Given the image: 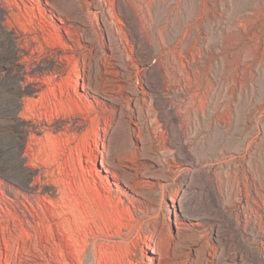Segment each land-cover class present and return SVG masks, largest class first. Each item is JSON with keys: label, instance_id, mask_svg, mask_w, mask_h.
<instances>
[{"label": "rangeland", "instance_id": "obj_1", "mask_svg": "<svg viewBox=\"0 0 264 264\" xmlns=\"http://www.w3.org/2000/svg\"><path fill=\"white\" fill-rule=\"evenodd\" d=\"M112 1L0 0V190L4 189L3 184L8 181L14 187L30 184L32 173L27 174V166L37 167L41 172L50 171L47 173L52 180L60 170L64 172V175L59 172L60 177L63 175L65 180L61 177V181L68 182L76 191L83 187V192L79 191V195L82 194L80 198L86 197L84 201L87 200L94 208L92 214L97 223L106 226L109 234H112L104 240L116 246H112L113 260L115 257V260L120 259L115 261L116 264H149L151 261L154 264H219L214 256L218 251V243L212 229L217 221L208 200L201 199L198 193H189L187 196L192 197L188 208L190 219H182L173 213L172 202L183 193V172L179 160L171 151L159 101L160 98L166 99L176 107L201 98V91V94L206 93L202 99V103L208 105L206 117L215 111L220 119H226L225 127L215 129L213 120H205L208 123L201 121L195 127L191 126L185 141L195 156L211 158V170L219 179L220 202L235 213H242L244 207L247 212H256L264 231V0H212V4L210 1L205 7L201 4V9L209 10L211 23L199 16V33L196 30L195 37L198 35L196 46H199L200 57L196 54L193 56L199 63L196 64L199 74H204L203 77L201 74L199 76L201 87L193 94L196 96L186 95L180 99L171 92L149 93L150 79L142 74L141 61L135 57L136 52L123 17ZM157 1L147 0L150 8L145 5L139 13L141 16L144 14L141 21H145H140L143 23L141 29L145 30L142 31L144 37L149 34L145 40L151 49V61L164 65L167 58L177 57L180 48L169 43L182 31V24L188 20V15H193L195 8L191 4L192 0L191 3L190 0H182V8L179 6L178 9L173 8L175 5L170 0L160 2V5ZM218 2H221V6ZM130 4L134 6L132 1ZM183 8L188 10V15ZM157 28L161 31L165 28L164 32L160 31L163 41L166 40L164 43L170 40L168 44L165 43V50L161 53H156L160 35ZM177 28L179 31L175 32ZM201 38L202 43L199 41ZM181 52L179 58L184 56L186 60H180L186 67L187 62H192L193 56L188 52L189 56L185 55L186 50ZM39 80L52 82L49 84L47 81L50 87L43 85L41 89L34 90ZM181 115L185 120L186 113L182 112ZM56 116L63 118V121H59L61 126L71 121V128L66 133L71 142L68 145L67 138L63 136L66 148L62 144L59 145L60 150V147H51L50 143V157L47 158L51 162V158L58 157L57 161H52L53 165L46 160L48 165L51 164L50 167L47 165L48 169L32 156L38 149L33 137L43 136L40 132L46 126L51 137H60V132H64L61 127L47 125ZM99 121L102 124H98ZM104 123H107L106 126ZM103 128H107L106 132ZM87 143L91 144L93 152L91 154L90 151V162L84 155L89 148ZM50 147L60 154L52 152ZM30 149L35 151L31 152ZM121 150L128 153V162L122 164L125 168L118 167ZM101 161L104 168L100 165ZM59 166L61 169L56 170ZM108 169L107 174L105 170ZM118 174L123 178L121 181L116 178ZM10 196L13 198V193ZM17 201L18 206L11 208L14 215L10 222L11 233L18 236L21 222L33 235L29 240L21 237L18 242L22 263L47 264L54 255L50 243L46 241L47 234H43L46 232L45 227L43 231L36 224L39 222L38 215L29 205L36 206V203L31 198L27 203L21 196ZM253 201L261 203L260 206L257 207ZM38 202L48 206L42 196H39ZM30 217L35 218L34 223H31L33 229L28 223L32 220ZM199 217L209 220L199 225L195 221ZM126 218L129 222L131 219L132 224V231L127 235L124 234L128 226ZM16 220L20 222L17 224ZM17 226L19 230L15 229ZM248 231L249 237L255 235V230L249 225ZM117 232L119 236L114 235ZM42 244L47 247L43 248ZM0 246L3 247L2 244ZM52 260L49 264H55ZM113 260L111 264H114Z\"/></svg>", "mask_w": 264, "mask_h": 264}, {"label": "bare ground", "instance_id": "obj_2", "mask_svg": "<svg viewBox=\"0 0 264 264\" xmlns=\"http://www.w3.org/2000/svg\"><path fill=\"white\" fill-rule=\"evenodd\" d=\"M131 1H132V3L134 4L135 7L130 4ZM170 1L172 2V4L175 5L173 8L178 9L179 6L181 7L180 4H182L181 3L182 0H170ZM185 1H187V0H185ZM185 1H184V3H185ZM210 1H211V4H212V0H192V3H191V0H190V3L192 5L194 4L193 5L194 7L192 5L191 6L193 8H195V9H193L194 10L193 11V15H191V16L188 15V12H186V11H188L186 9L188 6L186 8H183L184 12H186L188 17H189L188 18L185 15L188 18V20L185 23H183L184 25L182 24V29H181L182 31H179L178 28L174 29L175 32H176V30H178L179 32L177 34L174 32V35L176 34L174 38L170 36L171 38H173L171 43H169L170 40L168 38H167V40H169V41L165 42L167 44L169 43L171 45H175L176 47H178L180 49L178 50V53L176 55L177 57L167 58V61L164 58H162V59H164L166 61V63H164V65H158L159 63L158 64H154L156 62L153 63L151 61V57H152L151 56V49H150V47H148L149 45H147V41L145 40V38L147 36L144 37L145 35L142 34L145 30L141 29V25L143 24V23L141 24V22H144L145 20L141 21V17H143L144 14L142 13L143 15L141 16L139 11L144 9L145 7L146 8L148 7L147 0H113L112 1V3H114L113 5H115L117 11L123 17L124 25H125V27L127 29V32H128V34L130 36V40H131V42L133 44L132 47L134 46V49H135V52H136L135 57L137 56L140 59V61H141L142 74H143V76L145 78L150 79V83H149V86H148L149 87V89H148L149 93L154 95V93H157L159 91L163 92V94L165 92H167V93L171 92L174 96H176L179 99H180V97L186 96V95L196 96V95H193V94H196L197 90H199V88L201 87V83L200 84L198 83V81H199L198 79L200 78L199 76H200L201 73L199 74V70L196 69V64L198 65L199 63H197L196 62L197 59L194 58V56H196V55H197V57L198 56L200 57L199 50H198L199 46H198V48L196 46V42H197L196 41V37H198V35L195 37V31L197 30V28L199 26V21L198 20L201 17H204V19H206L209 22V24L211 23L210 22L211 20L208 18V17H210V15H208L209 10H204L203 8L202 9L200 8L201 4H202V7H205L208 3H210ZM160 2L164 3L165 1L164 0H159V2H158L159 5H160ZM171 2H169V3L171 4ZM169 3H167V4H169ZM220 3H219V5L221 6ZM148 4H149V2H148ZM145 5H147V6H145ZM214 5H212V6H214ZM150 6L148 8H150ZM1 9L2 8L0 7V10ZM166 9H169V8H166ZM166 9H165V11H166ZM188 9L191 10V8H188ZM207 9H209L208 6H207ZM149 10L147 9L146 11L151 13V11H149ZM168 11H167V13H168ZM180 11H181V9H180ZM191 12H190V14H192ZM174 13H177V12H174ZM145 14H147V13H145ZM211 14H212V12H211ZM183 15H184V13H183ZM148 16H149V14H148ZM170 16H172V14H170ZM199 16H201V17L199 18ZM146 17H147V15H146ZM168 17L169 16H167V18ZM150 18H151V16H150ZM212 19H213V17H212ZM164 21L166 22V20H164ZM164 21H162V22H164ZM180 21L178 23H180ZM251 21H252V19H251ZM173 22H174V20H173ZM202 22H204V21H202ZM175 23H176V21H175ZM181 23H180V25H181ZM204 23H206V22H204ZM149 24H151V23H149ZM213 24H214V22H213ZM163 25H165V24H163ZM176 25H177V23H176ZM176 25H173V27L176 26ZM202 25L200 24V26H202ZM177 27H179V26L177 25ZM207 27H209V26H207ZM145 28L146 27L144 26V29ZM160 29H162V28H160ZM245 30H247V29H245ZM160 31L161 30H159V34L160 35L157 34L158 35V41H157V51H156V53H161L162 51H164L165 50V46H166V44L164 43V41H166V40L163 41V39L161 37L163 35V33L161 35V32L163 31V29H162L161 32ZM164 31H165V28H164ZM147 33H148V31L145 34H147ZM197 33H199V31ZM155 35L156 34L154 33L153 37H155ZM148 37H149V34H148ZM150 38H149V40H151ZM203 39H204V37H203ZM201 40H202V38L199 39L200 42H201ZM206 44L208 45V43H206ZM222 44L223 43H221V45ZM154 47H155V45H154ZM167 47H168V45H167ZM174 50H176V52H177V49H174ZM181 50L182 51L186 50L185 55H187V56H189L187 54V52L189 54H191L192 56L194 54H196V55H194L192 57V62L191 61H190L191 63L189 62L190 64L187 62V66L186 67L184 66L183 62H181V60H180L181 58H184V56L179 58L181 56L180 54L182 53ZM219 51H220V49H219ZM202 54H203V52H202ZM202 54H201V57H202ZM166 56H168V54ZM169 56H171V55H169ZM161 57H164V56H161ZM68 62H71V61H68ZM161 64H163V63H161ZM202 74H204V73H202ZM202 77H203V75H202ZM47 81H49V84H50V82H52V80H46V82L44 80H41V81L39 80V84L34 86L33 89L34 90L41 89V87L43 85L44 86L45 85L48 86V84H47L48 82ZM51 85H52V83H51ZM206 85H209V84H206ZM48 87H50V86H48ZM206 90H208V89H206ZM53 92H55V91H53ZM201 92H203V91H201ZM201 92H200V96H199L201 98L194 99L195 100L194 102L192 100V103H189V104H186V105L180 104V105L175 107L171 102H169L166 99H161L160 98V101H159L160 102V104H159L160 115H161L163 125H164V127L166 129V132H167L169 140H170L171 151L175 154L176 158L179 160V163L181 164L182 172H183L182 184H181L183 193H182L181 196H177L175 198V200L172 202L171 207H172L173 213L176 214V216L181 217L182 219H190V217L188 215V208H189V206H190V204L192 202V197L191 196H187V194H189V193L190 194L198 193L201 199L208 200V205H210L211 209L213 210V212L215 214V220L217 221L212 226V227H214L212 229H213V232H214L215 240L218 243V251L214 255L215 256V260L219 264H264V231H263V227L260 224L261 221L257 218V216L259 214L256 215V212H254V213L253 212H247V209L246 210L244 209L245 207L243 208L242 213H235L229 208V206L223 205L220 202V200H219V195H220V191H221L219 189V184H218L219 183V179L217 178L216 174L214 172H212V170H211V167L213 166V163L211 162V158L209 160L208 157L207 158H202L203 157L202 156L201 158H199V157L195 156L193 153H191V151H190L191 149H189V146L187 145V142L185 141V137L187 136V134L189 132L188 130L191 128V126L195 127L201 121L207 120L209 122V121L213 120L215 125H216L215 129L216 128H224L225 124H226V123L224 124L226 119L225 118L224 119H220V115L218 116V113H215V111H213V113H209L208 117H206L205 112H206V110H208V105H206L207 103L206 104L202 103L203 96L206 93L204 92V93L201 94ZM61 93H62V91H61ZM26 106L27 105H25V107ZM212 108H213V106H212ZM26 109H28V107H26ZM29 110H28V112H29ZM182 112L186 113V115H185L186 119L185 120L182 118V115H181ZM55 113H56V111H55ZM223 114H225V113H223ZM66 115H68V114H66ZM57 116L55 118L53 117L54 120L51 121V122L49 121V123H47V125L48 126L54 125V126L61 127L64 130V132H60L59 136L60 135L61 136L60 137L55 136L57 138H55V137L53 138V137H51L52 136L51 132L50 133L48 132L49 128L47 126L44 127V128L42 127L43 129L41 130L42 132H40V133H43V136L38 137V138L37 137H35V138L33 137V139L35 140V145H36V147H38V149L36 151L33 150V149H30V151L31 150L35 151V152H33V155H32V156H34V160L40 162L41 164L46 166V168H48L47 165L49 163H51L54 159H56V157H58V156H56V157H54V159L51 158V160H52L51 162L49 160L50 158L49 159L47 158V157H50V156H48V152H49L48 147H49L50 143H51L50 146L51 147L53 146V148L55 149L56 146L59 148L60 147L59 145L63 144L65 146L66 143H68V145H69V143L71 142V140H69L70 138L68 139L66 137V136H68L66 134L68 129L71 128L70 127L71 126V121H69V123H63L62 126H61V124H60L61 122H59V121L60 120L63 121V118L59 119L58 118L59 116L58 117ZM94 117H95V115H94ZM223 117H221V118H223ZM83 119L85 121V118H83ZM49 120H51V119H49ZM208 122H206V123H208ZM75 123H77V122H75ZM86 123H87V121H86ZM99 123H101V122L99 121L98 124ZM106 124H105V126H106ZM98 128H99V126H98ZM40 129H41V127H40ZM106 130H107V128L106 129L103 128V131L106 132ZM200 130H202V129H200ZM63 136L67 138L66 139V143L64 142L65 140L63 139L64 138ZM75 137H76V135H75ZM60 142H61V144H59ZM239 142H240V140H239ZM87 145H88L89 148L85 152L84 155H86L88 157V161H89L90 156H91L90 155V151L92 152V147H91L90 143H87ZM208 146H209V144H208ZM53 148H51V150H53ZM63 148H66V146L63 147ZM68 148H70V147H68ZM222 148H224V147H222ZM60 149H61V147L59 148V150ZM54 151L55 150H53L52 152H54ZM54 153H57V152L55 151ZM57 154H60V153H57ZM91 154H93V152ZM30 155H31V153H30ZM61 155H62V152H61ZM118 156H119V158L117 160L118 167L125 168V166L122 165V164L124 162H128V160H127L128 159V153L125 152V150L124 151L121 150V152H120V154H118ZM31 158L33 159V157H31ZM47 159L49 160V163L46 162ZM34 160H32V161H34ZM32 161H31V163H32ZM56 161H57V159H56ZM36 163H33V164L36 165ZM40 163H37V164H40ZM33 164H31V165H33ZM53 164L54 163L52 162V165ZM50 165H48V166L50 167ZM100 165L103 168L105 167L103 161L100 162ZM64 166H66V165H64ZM27 167L29 168V172L27 174H31L32 173V182L30 184H24V185H21V186L17 185V187L16 186L14 187L13 185L9 184V181H8V183H4L3 184L4 185V189L2 188L3 190L2 189L0 190V194L2 195V196H0V245L1 244L3 245V247L0 246V264H26V263H22L21 255L18 252V250H19L18 249V244H19L18 242H19L21 237H24V238L26 237L27 240H29L31 238V236L33 238V235H30V233L28 231L29 228L26 230L22 226L20 221H19L20 223L17 222L18 219L16 220V222H17V224L19 223L18 226H20L19 227L20 236H19V234H18V236H14L15 234L13 235L11 233V229H10L11 219L12 218L14 219V215L11 212V208H15L14 205L16 207L18 206L19 202L17 201V199H18L19 196L24 198L25 202H27V203H28V200H30V198L35 201L36 206L32 205L30 203H29V205H30L31 209L34 212H36L37 215H38L39 222H37V220H36V222H37L36 224L41 226L42 227L41 229H43V227H45L46 232H44L43 234H47V236H46L47 240L44 238V241L46 240L47 242H49L50 246L52 248L51 252L53 253L52 255H54L53 256V260L51 259L52 262H54L55 264H109V262L112 261L113 257H114V252L112 251V246L114 247L115 245H113L112 242H111L112 243L111 244L108 241H105L104 239H108V235L111 236L112 234L111 233H110L111 235L109 234L108 228L106 226H104V225H102L100 223H97L94 214H92L94 212V208H91L92 205L90 206L89 202L87 200L84 201V199L86 197L84 199L80 198V196L82 194L81 195H79V194H80V192H83V191H81L83 189V187L82 188L78 187L79 189L81 188V190H79L77 188L80 192L76 191L75 187H73V189H72L67 181L66 182H67L68 185L65 182H63V181H65L63 179V177H62L64 175L63 174L64 172L61 173L60 170L57 171L58 172V174H57L58 176L54 177L53 180H52L51 179L52 177H50V174H49V173H51L50 171L47 170L49 173H47V171L46 172L44 171L45 172L44 173V172H41L40 169L37 168V167L36 168H33V167L31 168L30 166H27ZM22 168L24 170H26V167L22 166ZM68 168H70V167L68 166ZM57 169H61L60 166L58 168H56V170ZM36 170L38 172L35 175L34 172H36ZM68 170H70V169H68ZM53 172H54V170H53ZM59 172L61 174H63L61 176L63 181H61L62 179L60 180L61 177H60V173ZM105 172L108 174L109 173V169L105 170ZM67 173H65V174H67ZM53 174L54 173H52L51 176ZM116 178H117L118 181H121L123 179L122 176L119 175V174L116 175ZM227 178H228V183H229V177H227ZM6 180H7V178H6ZM217 181H218V183H217ZM244 186H245V183H244ZM11 193H13V196H14L13 198L10 196ZM256 193H258V192H256ZM39 196L43 197L45 202H47L48 206H45L44 204H41V203L38 202ZM83 196H86V195L83 194ZM87 196L89 197V195H87ZM97 202H99V200ZM94 204L96 205L95 202H94ZM104 204H105V202H104ZM254 204L257 207H259L261 203H258V201H255ZM248 207H250V205ZM19 210H21V209H19ZM14 211H16V210H14ZM27 211H28V209H27ZM23 214H22V216H23ZM30 215H31V213H30ZM32 215H33V213H32ZM107 215H109V214H107ZM28 216L29 215H27V220L29 218ZM25 218H26V216H25ZM31 219H32L31 222H29L30 220L28 221V223L30 224V227L32 226L31 223L35 220V218H31ZM104 219H105V217H104ZM122 219H124V218H122ZM208 220H209V218H205V217H199V218L195 219V221L199 225L203 224L205 222H208ZM113 221H114V219H113ZM14 222H15V220H14ZM14 222L12 221L13 224H14ZM28 223L25 224V225L28 226ZM106 223L109 224V222H106ZM120 223H122V222H120ZM120 223H118V224L120 225ZM123 225H124V223H123ZM127 225L128 226L126 227V232L124 233L126 235L129 234L132 231L131 219H130V222L128 220ZM248 225L253 230H255V235L252 236V237H249V235H248V232H249L248 231ZM18 226H17V228H15L16 230L18 229ZM119 228L121 229V227H119ZM13 229H12V231H13ZM41 229H40V231H41ZM123 229H125V228L123 227ZM16 230H14L13 232H16ZM35 230L36 229L34 228L33 231L35 232ZM37 231H38V234H39V230L38 229H37ZM43 231H44V229H43ZM138 231H140V230H138ZM111 232H112V230H111ZM43 234H41V235H43ZM114 235L115 236L118 235V232H117V234H114ZM114 235H113V237H115ZM251 235H253V234H251ZM24 238H22V239L24 240ZM43 245L44 244H42L41 246L43 247ZM46 247L47 246L44 245L43 248H46ZM48 249H49V247L47 248V250ZM48 251H49V253H51L50 250H48ZM153 253H154V251H153ZM116 254L117 253H115V255ZM155 255H157V252L155 253ZM50 257H52V256L50 255ZM115 259H116V257L113 260L114 264H116L115 261L120 260L118 258H117V260H115ZM51 260L49 259L50 262H51ZM49 261L48 262L46 261L47 264L50 263ZM110 264H111V262H110ZM149 264H154V263L151 261Z\"/></svg>", "mask_w": 264, "mask_h": 264}]
</instances>
